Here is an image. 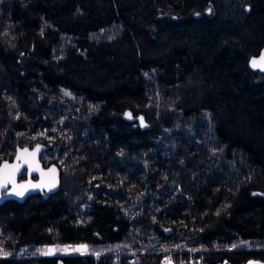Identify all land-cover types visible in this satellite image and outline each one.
<instances>
[{"label":"trees","instance_id":"trees-1","mask_svg":"<svg viewBox=\"0 0 264 264\" xmlns=\"http://www.w3.org/2000/svg\"><path fill=\"white\" fill-rule=\"evenodd\" d=\"M262 52L264 0H0V162L59 180L0 205V264L264 263Z\"/></svg>","mask_w":264,"mask_h":264},{"label":"water","instance_id":"water-1","mask_svg":"<svg viewBox=\"0 0 264 264\" xmlns=\"http://www.w3.org/2000/svg\"><path fill=\"white\" fill-rule=\"evenodd\" d=\"M264 54L262 52L259 56L255 57L254 60L257 61L256 68H263L264 60H261V55ZM253 66V63H251ZM254 67V66H253ZM44 143H35L33 146H16L14 156L11 160H3L0 162V166H2L5 162L9 165H14L18 163L16 160L17 154L20 153L28 160H33V157L23 153L24 149L28 150V153H32L35 151L34 163L32 170H29L28 164L20 161V170L17 172L15 176V185L11 182L7 183L5 186L0 187V205L6 200H14L16 202L24 201L28 196L46 192L52 193L57 190L59 180L57 169L54 165L50 166H43L42 162L40 161V154L45 149ZM39 149L38 151H36ZM38 166V167H37ZM55 169L54 173H50L49 169ZM24 173V178H21L22 174ZM30 182V183H29ZM25 184L27 185V189L23 190L18 187V185ZM33 185H39L37 187H33ZM54 185V186H52ZM19 191H23V195H17L16 193Z\"/></svg>","mask_w":264,"mask_h":264},{"label":"built area","instance_id":"built-area-1","mask_svg":"<svg viewBox=\"0 0 264 264\" xmlns=\"http://www.w3.org/2000/svg\"><path fill=\"white\" fill-rule=\"evenodd\" d=\"M187 254H182V250H172L167 251L160 258L159 264H207L205 261V255L203 254V250L201 248L192 250H186ZM97 255V254H96ZM139 255L137 252H134L131 260L138 261ZM221 264H236L234 261L228 258H224L221 261ZM242 264H264L255 259H248L244 261Z\"/></svg>","mask_w":264,"mask_h":264},{"label":"snow or ice","instance_id":"snow-or-ice-1","mask_svg":"<svg viewBox=\"0 0 264 264\" xmlns=\"http://www.w3.org/2000/svg\"><path fill=\"white\" fill-rule=\"evenodd\" d=\"M261 60H264V54L261 55ZM252 63H253V66L255 67L257 64V61L253 60ZM38 150L39 149H37L36 151H38ZM23 153H26L27 155L33 157V160H28L26 158V156L18 153L17 157H16V160L18 161V163L14 164V165H9L7 162H5L2 166H0V187L5 186L9 182H11L15 185V176H16L17 172H19V170H20V163H19L20 161H23L24 163L28 164L29 170H32L33 163H34V157H35V151L32 153H28V150L24 149ZM49 172L54 173L55 169L54 168L49 169ZM37 186H39V185H33V187H37ZM52 186H54V185H52ZM18 187L23 189V190L27 189V185H25V184L18 185ZM16 194L17 195H23V191H19ZM80 248H86V246L81 245ZM38 251H40V250H38ZM42 254H51V250H48L47 253H42ZM4 255H7V253H4Z\"/></svg>","mask_w":264,"mask_h":264},{"label":"rangeland","instance_id":"rangeland-1","mask_svg":"<svg viewBox=\"0 0 264 264\" xmlns=\"http://www.w3.org/2000/svg\"><path fill=\"white\" fill-rule=\"evenodd\" d=\"M40 158V157H39ZM81 245L85 244H51V245H43L39 246L37 248V251L41 255H63V254H72V253H85L87 251L88 246L86 248H80ZM100 248L104 249V246H101ZM79 249V250H78ZM48 250H51V254H42L47 253ZM95 254H98L99 251L94 252ZM57 264H62L61 260L57 261Z\"/></svg>","mask_w":264,"mask_h":264}]
</instances>
